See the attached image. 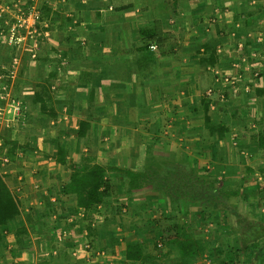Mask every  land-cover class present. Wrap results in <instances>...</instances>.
Listing matches in <instances>:
<instances>
[{"label": "crops", "instance_id": "crops-1", "mask_svg": "<svg viewBox=\"0 0 264 264\" xmlns=\"http://www.w3.org/2000/svg\"><path fill=\"white\" fill-rule=\"evenodd\" d=\"M24 16L40 41L13 46L6 31ZM156 21L165 39L144 50ZM261 136L264 0H0V173L20 207L1 263L179 264L161 234L178 223L204 248L187 264H220L228 210L190 186L264 201ZM72 163L106 168L102 202L86 209L66 191ZM126 170L147 177L132 186Z\"/></svg>", "mask_w": 264, "mask_h": 264}, {"label": "trees", "instance_id": "trees-1", "mask_svg": "<svg viewBox=\"0 0 264 264\" xmlns=\"http://www.w3.org/2000/svg\"><path fill=\"white\" fill-rule=\"evenodd\" d=\"M142 37L144 40L148 41L149 45L143 46L142 49L150 50V45L152 43L161 44L165 39L160 28L159 22L156 21V25L153 29L150 30H142ZM150 59L151 56L147 55ZM208 64H214L217 61L215 51H211V55L209 59H206ZM45 91L48 90V87H44ZM41 92H37L36 100L40 101L42 104V110L47 112L50 115H55L54 111H50L46 108L44 104V98L41 95ZM203 106L206 112V124L208 128L212 132H218L220 135H223L227 130L226 125L220 124L218 126L211 125L210 116H209V102L207 99H203ZM89 126V122L81 121L79 134L80 136H86L87 128ZM260 147H264V136H261L259 139ZM59 160L63 163H66V152L62 147L58 150ZM70 180L66 187L67 192L75 193L77 195L78 204L84 208H90L93 204L100 203L104 200L107 195L108 185L106 183V168L101 164L94 163L92 165H83L80 166L78 164H70ZM128 176H130L132 181V186H138L139 180H143L147 177L146 173H133L130 170H126ZM215 188V187H214ZM230 194H235L231 191ZM224 195V194H223ZM223 203H221L222 205ZM20 212L19 200L13 194V192L8 187L6 181L4 180L3 175L0 173V240L3 237L2 226L8 223L11 219H13ZM175 228V233L166 234L164 229L161 230L162 236L167 240L168 245L171 246L173 250L178 251L180 256L179 264H187L186 259L189 257H195L199 255L203 250L202 243L195 239L190 233L186 232V230L178 223L173 225ZM229 248V247H227ZM227 248L225 251H221V255L223 256V260L220 264H240L239 255L243 251L239 246L230 247L228 250V259ZM128 258H138L141 256L140 249L137 245H128L127 249ZM264 262V254L260 258L259 264ZM0 264H4L1 263ZM13 264V263H8Z\"/></svg>", "mask_w": 264, "mask_h": 264}, {"label": "rangeland", "instance_id": "rangeland-1", "mask_svg": "<svg viewBox=\"0 0 264 264\" xmlns=\"http://www.w3.org/2000/svg\"><path fill=\"white\" fill-rule=\"evenodd\" d=\"M177 173V176H184L185 173L181 175ZM186 191L188 185L183 184H173V187H182ZM193 187L194 195L197 202H200L205 207H211L215 204H222L228 210V214L221 217L223 222L227 223L229 227L226 228V234L228 245V250L230 247L239 246L242 248V252L239 255L240 264H259L261 256L264 254V201L259 199L254 200H242L229 203V191L225 188H214L207 191L205 189L210 188L211 185L204 183L203 185H194ZM205 187V188H204ZM221 187V186H220ZM220 194H224L223 197ZM228 194V195H227ZM209 198H206V197ZM217 198H212L216 197ZM223 198V199H222ZM202 199V200H201ZM231 255V254H229Z\"/></svg>", "mask_w": 264, "mask_h": 264}, {"label": "built area", "instance_id": "built-area-1", "mask_svg": "<svg viewBox=\"0 0 264 264\" xmlns=\"http://www.w3.org/2000/svg\"><path fill=\"white\" fill-rule=\"evenodd\" d=\"M27 21H28V17L24 16V19L21 20L20 22L10 24L8 26L5 38L13 46L20 44L24 39H27V38L33 39L35 43H38V41H40L39 34L36 29L30 28L28 29L27 32L21 31V28H24V27L27 28V25H28ZM150 48L156 49L157 45L153 43L150 45ZM32 55L35 56V53L33 52ZM158 245L161 246L162 244L159 243ZM97 254L104 255V251L101 250L97 252Z\"/></svg>", "mask_w": 264, "mask_h": 264}, {"label": "water", "instance_id": "water-1", "mask_svg": "<svg viewBox=\"0 0 264 264\" xmlns=\"http://www.w3.org/2000/svg\"><path fill=\"white\" fill-rule=\"evenodd\" d=\"M262 264H264V262Z\"/></svg>", "mask_w": 264, "mask_h": 264}]
</instances>
